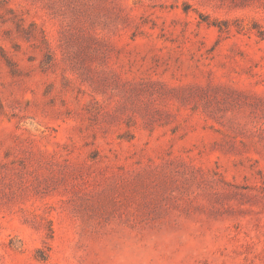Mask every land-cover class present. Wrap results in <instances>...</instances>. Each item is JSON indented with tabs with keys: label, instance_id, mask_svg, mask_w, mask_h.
Instances as JSON below:
<instances>
[{
	"label": "rangeland",
	"instance_id": "374dc122",
	"mask_svg": "<svg viewBox=\"0 0 264 264\" xmlns=\"http://www.w3.org/2000/svg\"><path fill=\"white\" fill-rule=\"evenodd\" d=\"M0 264H264V0H0Z\"/></svg>",
	"mask_w": 264,
	"mask_h": 264
}]
</instances>
